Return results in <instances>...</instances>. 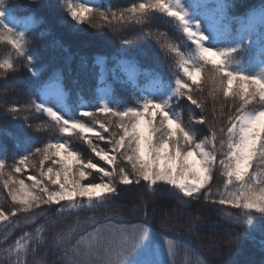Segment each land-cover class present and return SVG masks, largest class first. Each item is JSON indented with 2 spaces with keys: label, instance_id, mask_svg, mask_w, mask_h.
<instances>
[{
  "label": "trees",
  "instance_id": "16d2710c",
  "mask_svg": "<svg viewBox=\"0 0 264 264\" xmlns=\"http://www.w3.org/2000/svg\"><path fill=\"white\" fill-rule=\"evenodd\" d=\"M78 1L87 5L83 0H0L3 13L0 29H11L17 39L23 34L21 50L8 42L7 34L0 39V63L6 59L13 62V69H0V161H6V172L12 170L9 165L19 158L57 140L68 141L71 149L82 158H92L100 167L110 168L91 152L86 140L75 133L61 134L46 112L30 108L13 115L12 107L35 103L45 108L49 90L63 88L68 93L71 119L94 125L107 137L113 129L104 132L99 122L82 115V111L93 112L102 120L109 115L98 112L104 106L122 112L142 108L149 101L168 104L176 91L178 78L191 83L179 68V57L162 45L161 38L178 47L185 58L189 56L202 63L197 46L183 30L184 25L174 18L154 13L142 24L117 23L112 18V12L119 13L143 0H94L92 12L86 14L89 19L83 22L70 14L71 5L80 6ZM217 6L225 9L234 28L229 37L226 68L248 76L264 77V60L259 49L249 48L246 38L236 30L241 19L264 10V0H220ZM98 10L105 11L108 19L99 18ZM124 65H134L139 70L137 78H128ZM210 68L206 66L201 74L200 90L194 97H203V110L190 105L186 98H174L169 108L173 115L180 112L197 142L211 134L209 123L197 122L200 117L204 116L208 122L219 117L221 100L228 101L231 107V98L214 99L211 83H205ZM248 107L258 108L259 105L253 101ZM86 135L93 137V143L99 147L111 148L106 141L96 140L93 134ZM221 158L218 154L217 160ZM49 166H52L51 160L45 162L44 168ZM30 175L38 176L37 169L28 167L16 173L28 184L32 183L28 179ZM93 179L99 182V174L94 173L84 183ZM117 187L118 195L105 206L81 205L61 215L56 211L60 206L42 205L36 210L37 219L30 224L25 222L24 214L18 213L11 219L17 220L20 226L9 235L5 246L14 248L15 241L27 232L31 236L30 247L35 248L27 257L28 264H61L63 253L56 243L59 236H67L71 231L72 239L86 237L98 224L108 220L116 224L147 221L153 233L127 264H145V261L161 264L160 257L150 251L157 245L163 249L159 233H167V237H174L179 243L173 257L175 264H264V212L251 210L244 216L243 209L218 203L224 191L222 169L213 170L212 179L201 190L199 199L184 198L179 191L168 192L159 186L149 190L143 181ZM208 189L215 195L204 199ZM0 194L5 197L0 208L7 212L12 202L2 182ZM2 242L3 234L0 233V244ZM0 259H4L3 247H0Z\"/></svg>",
  "mask_w": 264,
  "mask_h": 264
},
{
  "label": "snow or ice",
  "instance_id": "6c2138e0",
  "mask_svg": "<svg viewBox=\"0 0 264 264\" xmlns=\"http://www.w3.org/2000/svg\"><path fill=\"white\" fill-rule=\"evenodd\" d=\"M91 12L92 9L83 4L78 8L70 6V14L77 21L89 19L86 14ZM154 13L166 14L184 25L183 30L192 42L195 41L198 58L202 62L197 63L189 56L185 58L178 47L161 38L162 45L179 57V68L191 82L178 78L170 103L149 101L142 108H129L122 112L104 106L98 112L109 115L102 120L93 112L82 111V115L99 122L104 132L113 129L107 137L96 131L94 125L65 118L39 104L11 108L13 115L27 112L30 108L46 112L61 134L75 133L86 140L91 152L110 168L100 167L92 158H82L80 153L71 149L68 141L59 140L46 143L19 158L9 165L10 171H4L6 161H0V182L12 202L9 211L0 208V233L3 234L0 247H3L4 253L0 264H28L29 253L35 252V248L30 247L31 236L27 232L15 241L14 248L5 246L8 245L9 235L20 226L11 217L22 213L25 222L30 224L37 219L36 210L42 205L60 206L56 211L61 215L65 210L79 209L81 205L90 208L105 206L118 195V185L140 184L143 181L149 190L159 186L168 192L179 191L184 198L199 199L201 190L212 179L213 170L218 168L222 169L224 177V191L218 201L220 205L241 208L244 216L251 210L264 212V77L228 70L225 66V58L229 55L227 51L205 52L202 41L206 37L187 26V14L176 6L174 0H143L119 13L112 12L111 16L117 23L132 21L142 24ZM98 17L107 20L108 14L98 10ZM5 34L14 48L22 49L20 41L23 34L17 39L11 29H0V39H4ZM212 56L219 59H212ZM209 65L210 74L205 83H211L214 99L231 98V107L228 101L221 100L219 117L210 122L204 116L200 117L197 122L202 125L209 123L211 134L197 142L189 131L192 128L184 124L180 112L173 115L169 108L174 98H186L190 105L203 110V97H194L200 90L199 77ZM0 69H13V62L4 60ZM253 101L259 107L249 109ZM87 133H93L96 140L106 141L111 148L99 147ZM218 154L222 157L219 160ZM193 158H198L203 178L192 163ZM49 160L52 166L45 169L44 164ZM28 167L36 168L39 174L28 177L31 184L16 176ZM94 173L99 174V182L93 179L84 183ZM214 195L208 189L207 196L203 198L210 199ZM4 200L5 197L0 194V204ZM93 223L96 221L93 220ZM153 230L147 221L143 224H116L108 220L79 239L70 238L72 232L69 231L67 236H59L56 242L63 253L61 264H127L129 258L150 238ZM159 238L163 240V249L157 245L150 251L160 257L161 264H175L173 257L179 243L174 237H167V233H159ZM145 264L153 262L145 261Z\"/></svg>",
  "mask_w": 264,
  "mask_h": 264
},
{
  "label": "rangeland",
  "instance_id": "374dc122",
  "mask_svg": "<svg viewBox=\"0 0 264 264\" xmlns=\"http://www.w3.org/2000/svg\"><path fill=\"white\" fill-rule=\"evenodd\" d=\"M83 1L87 3L86 7L88 8H91L94 2V0ZM219 2L220 0L174 1L176 6L187 14V26L207 37V39L202 41L203 46L217 51L228 52L229 37L234 33V28L225 13V9H220L217 6ZM77 3L80 5L83 4L79 1ZM211 3L214 4L210 5ZM236 30L238 31V35L246 38V45L249 48L259 49L260 56L264 60V10L252 12L246 19H241ZM211 58L219 59L215 56ZM124 71L130 79L137 78L139 74V70L134 65H124ZM67 96L68 93L63 88L50 89L45 98L46 108L58 112L65 118L71 119L68 114ZM197 159L193 158L192 163L200 171L201 178H203L204 173L200 169Z\"/></svg>",
  "mask_w": 264,
  "mask_h": 264
},
{
  "label": "clouds",
  "instance_id": "9594fccd",
  "mask_svg": "<svg viewBox=\"0 0 264 264\" xmlns=\"http://www.w3.org/2000/svg\"><path fill=\"white\" fill-rule=\"evenodd\" d=\"M206 39H207V37H206ZM193 43H195V41H193ZM204 51H205V52H208V51H217V50L206 47V48L204 49ZM217 52H218V51H217Z\"/></svg>",
  "mask_w": 264,
  "mask_h": 264
}]
</instances>
